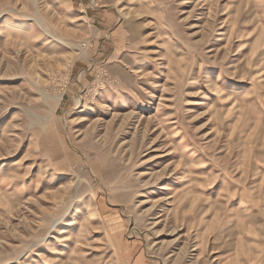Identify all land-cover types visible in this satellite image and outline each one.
Instances as JSON below:
<instances>
[{"label":"rangeland","instance_id":"rangeland-1","mask_svg":"<svg viewBox=\"0 0 264 264\" xmlns=\"http://www.w3.org/2000/svg\"><path fill=\"white\" fill-rule=\"evenodd\" d=\"M0 264H264V0H0Z\"/></svg>","mask_w":264,"mask_h":264},{"label":"bare ground","instance_id":"bare-ground-1","mask_svg":"<svg viewBox=\"0 0 264 264\" xmlns=\"http://www.w3.org/2000/svg\"><path fill=\"white\" fill-rule=\"evenodd\" d=\"M46 98V97H45Z\"/></svg>","mask_w":264,"mask_h":264}]
</instances>
